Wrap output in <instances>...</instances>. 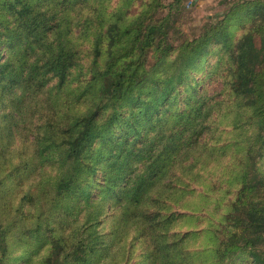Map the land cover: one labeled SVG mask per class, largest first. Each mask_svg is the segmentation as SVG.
<instances>
[{
    "label": "trees",
    "instance_id": "obj_1",
    "mask_svg": "<svg viewBox=\"0 0 264 264\" xmlns=\"http://www.w3.org/2000/svg\"><path fill=\"white\" fill-rule=\"evenodd\" d=\"M156 3L0 0V200L25 184L15 204L0 202V244L34 237L47 251L37 264H100L108 237L120 264L137 242L132 264H222L245 251L264 264V0L229 4L193 40L172 11L151 20ZM233 16L248 22L239 34ZM231 140L261 153L228 180L219 228L175 227L188 217L178 196ZM75 209L85 230L69 244L54 222ZM202 233L211 245H190Z\"/></svg>",
    "mask_w": 264,
    "mask_h": 264
},
{
    "label": "rangeland",
    "instance_id": "obj_2",
    "mask_svg": "<svg viewBox=\"0 0 264 264\" xmlns=\"http://www.w3.org/2000/svg\"><path fill=\"white\" fill-rule=\"evenodd\" d=\"M105 4H108L112 8L116 7V4L123 5L125 0H102ZM151 1V0H143ZM191 0H178L175 2L174 6H171L170 3L173 0H157L156 5L157 8L153 10L148 17L151 20H159L163 18L167 11H172L171 17L172 20L177 22L178 29L182 30L188 40H193L194 38H199L201 33L203 32L205 25H216L225 20L226 10L229 8V4L236 2L237 0H197V3L192 5ZM233 16L226 23L229 26L230 31L236 34L241 32V28L244 24H247V21H241L239 24H235V18ZM172 21L170 22L169 29H171ZM254 47L259 46L258 38H251ZM215 61V60H214ZM210 88V93H214L218 90L219 81L215 80L212 84L208 86ZM30 130V127H29ZM28 130L29 139H31L30 131ZM233 132H230L227 137L233 138ZM21 138L24 135L20 133L17 134ZM227 147L224 148L223 151H217L213 154V157L205 162V165L202 166L203 169L200 170L197 179H194L191 182L190 190H193L192 193H187L184 196H178L179 204L181 207V214H185L188 217H184L178 219L175 222V227L185 229H196L203 230L209 228V225L212 224L214 229L219 228V223L223 218V207L225 206L224 199L229 197L232 198L234 196V192L236 190L237 185L233 184L229 185L228 180L234 179L235 175L241 172V170L246 165H249L251 159H257L261 153L259 150H255V146H251L248 143L238 142L237 140H231L228 142ZM264 151V150H262ZM49 172V170H47ZM212 183L214 191H207L205 184ZM225 180L226 183H225ZM207 183V185H208ZM232 183H236L233 182ZM229 187V190L227 188ZM23 189H25V184L20 185L17 190L14 192H9L5 194L0 200L2 207L9 208L12 204H15V200L22 193ZM227 193V194H226ZM207 195V198L203 196ZM76 202H79L76 201ZM81 202V201H80ZM219 202V209H215L216 203ZM82 202L79 203V210L83 211L84 206H81ZM46 212L44 209H37V211H33L32 216H30V226L37 219L36 215L39 212ZM63 213L62 211L60 212ZM78 209L71 211L66 216V221L59 220L58 217L55 220V228L62 233L64 236H67V242L69 244L72 243L73 236L76 237V230L73 231V228L85 230V226L82 225L85 213L82 212L79 215ZM4 216V212L0 213V218ZM12 215H9L8 218L11 219ZM77 219V225L72 224V220ZM25 226L29 225V221H25ZM22 226L21 221L19 220L18 226H13L12 230L20 229ZM113 227L110 219L106 222L104 228L100 230L103 231L104 234L109 233L110 229ZM134 228L129 226L127 228L128 232H132ZM213 229V230H214ZM218 233L219 230H218ZM137 235H139L137 233ZM218 239V238H217ZM224 239L223 235L220 234L218 241ZM190 245L194 244L197 246L199 243L209 244L211 242L205 237V233L200 234L198 237L194 239H190ZM102 254L100 257V264H109L110 262H116L120 264L121 261V251L117 250V248L112 244L111 237H108L102 241ZM126 243L128 241L126 240ZM217 243V242H216ZM46 246H42L37 250V245L35 244L34 237H25L21 234L10 233L7 236L5 243L0 244V264H37L45 255ZM138 242L136 243L135 249H133V254L128 262L132 264L138 260H136V252L138 250ZM264 249H259L260 253ZM27 257V258H25ZM210 264V263H208ZM222 264H254L252 263V258L248 254V252H239L235 256L227 259L222 262Z\"/></svg>",
    "mask_w": 264,
    "mask_h": 264
}]
</instances>
